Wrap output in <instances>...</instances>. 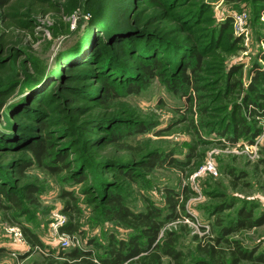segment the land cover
<instances>
[{
    "label": "rangeland",
    "instance_id": "obj_1",
    "mask_svg": "<svg viewBox=\"0 0 264 264\" xmlns=\"http://www.w3.org/2000/svg\"><path fill=\"white\" fill-rule=\"evenodd\" d=\"M45 1L15 12L0 50V264L137 238L113 219L115 195L160 212L146 264H264V120L249 111L264 110V0ZM150 154L174 162L142 165ZM242 212L255 226L235 228Z\"/></svg>",
    "mask_w": 264,
    "mask_h": 264
},
{
    "label": "trees",
    "instance_id": "obj_2",
    "mask_svg": "<svg viewBox=\"0 0 264 264\" xmlns=\"http://www.w3.org/2000/svg\"><path fill=\"white\" fill-rule=\"evenodd\" d=\"M27 10L32 13H37L40 11L43 12H49L47 10V2L45 0H0V50L4 51L7 44H9V29L12 27L13 24H16L18 21L14 18L15 12L21 11V10ZM18 24V23H17ZM152 66V65H150ZM150 66L143 65L142 69L145 70L147 73L150 70ZM6 66L0 67V74L5 72ZM255 70V69H254ZM261 78L264 81V75H260L258 70H255V78ZM106 92L111 90L110 86H106ZM136 91V89H134ZM106 96H102L103 103H105ZM6 100L7 96L0 94V118L3 115L4 108L6 106ZM106 108V107H105ZM251 108V110H250ZM263 106L259 103H251V106H249V111H252L251 115H257L264 120V110L262 109ZM238 124H241L240 127L235 128V132L232 134L231 139L235 140L238 135H245L247 134L248 126L242 124L245 119L243 117H240L237 119ZM41 126L40 128L43 130L46 128L45 123L40 122ZM146 129L143 128V126H140L136 129V131H145ZM45 140H32L30 144L28 145V149H30L35 158L38 161L43 160L44 156L46 155V147H45ZM0 155V160H1ZM149 160L142 164V165H148L149 167H152L155 165L156 162H161V164L169 163L170 161L174 162L171 157H162L160 155L156 154H150ZM60 163H64V157L63 156H57L56 159ZM19 169H15L14 171L17 173H23V170L25 169L26 165H23V163H19ZM50 169L56 168L55 165L50 166L48 165ZM129 176L132 174L127 173ZM1 191V189H0ZM29 191H32L31 189ZM3 192V191H1ZM65 195V194H63ZM6 196L9 197L11 200H14V197L6 193ZM108 203L111 204V209L109 210L113 214V219L122 222L127 223L130 226L138 227L140 228L141 234L137 238H130L129 241L124 240H118L115 241L114 239L109 244V247L104 248L102 254L100 255H92V252L89 250L83 251L79 249H74L71 252L68 253H60V256H64V260L61 262H58L56 264H146L141 260L140 254L144 252H149L150 249L154 246H156V241L160 232V229L162 227V223L159 219L160 212L158 209H155V207L149 205L147 207L146 212H138L134 213L130 211L125 205L122 203V200L119 196L115 195L113 197H110L108 199ZM170 207L174 208V205H169ZM242 219H238L237 224L235 228L239 227H252L255 226V223H250L248 220V217L250 216L249 212H242L241 213ZM225 229H222L223 233ZM23 233H27L29 237V240H35L32 235L26 231V229L23 230ZM145 239V243L143 245L139 244L140 239ZM37 242V241H35ZM38 243V242H37ZM156 248V247H155ZM164 253L171 256L172 258L176 259L178 253L175 252L171 247H168L164 250ZM152 256H155L156 253H151ZM239 254L242 256V258H246V255H242L243 253L239 251ZM136 259V260H135ZM259 259V258H257ZM261 260L264 261V257L261 256ZM135 260V261H134ZM201 264H208L205 262H202Z\"/></svg>",
    "mask_w": 264,
    "mask_h": 264
},
{
    "label": "built area",
    "instance_id": "obj_3",
    "mask_svg": "<svg viewBox=\"0 0 264 264\" xmlns=\"http://www.w3.org/2000/svg\"><path fill=\"white\" fill-rule=\"evenodd\" d=\"M203 170L214 172L215 169L212 163L207 162L206 164L203 165Z\"/></svg>",
    "mask_w": 264,
    "mask_h": 264
}]
</instances>
